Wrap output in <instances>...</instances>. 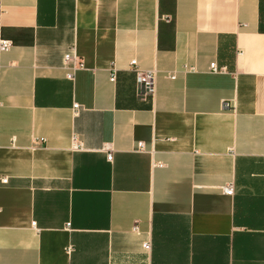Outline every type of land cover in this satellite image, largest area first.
Returning <instances> with one entry per match:
<instances>
[{"label":"crops","instance_id":"0c3cea01","mask_svg":"<svg viewBox=\"0 0 264 264\" xmlns=\"http://www.w3.org/2000/svg\"><path fill=\"white\" fill-rule=\"evenodd\" d=\"M0 37V264H264V0H0Z\"/></svg>","mask_w":264,"mask_h":264},{"label":"built area","instance_id":"2783aa9c","mask_svg":"<svg viewBox=\"0 0 264 264\" xmlns=\"http://www.w3.org/2000/svg\"><path fill=\"white\" fill-rule=\"evenodd\" d=\"M118 1V0H113ZM12 44L9 40L3 39L0 37V55L9 51ZM129 66L136 75V85H135V95L138 99L146 100L148 98H152L154 94V79L155 73L154 70H139L136 67V62L134 60L129 62ZM63 69H64V77L66 80L73 81L75 73L80 70H85L84 63L80 58L75 54L74 48H71L69 52H67L63 57ZM208 72L211 74H226L227 68L218 66L216 63H210L208 66ZM109 81H114V70L110 72ZM74 114H77L78 109L80 108L79 105H73ZM223 108H228L229 105L227 103L222 104ZM137 149L142 151L143 146L141 143L137 144ZM70 150L73 152H81L84 151L82 142L77 138V136L73 135L71 138L70 143ZM103 152L105 153L106 160L108 162L111 161L112 158V150L110 146L106 145L103 147ZM6 179H0V184H6ZM222 192L225 196H232V185L228 184L222 188ZM31 227H35V223L31 222ZM68 224H66V228ZM132 232L138 233L137 226L134 225L132 227ZM150 248L149 242H144L142 244V249L148 251Z\"/></svg>","mask_w":264,"mask_h":264}]
</instances>
